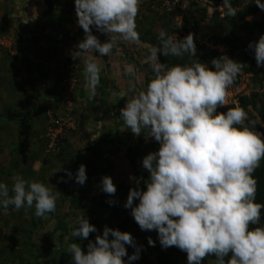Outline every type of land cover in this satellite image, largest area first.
<instances>
[{
    "label": "clouds",
    "instance_id": "9594fccd",
    "mask_svg": "<svg viewBox=\"0 0 264 264\" xmlns=\"http://www.w3.org/2000/svg\"><path fill=\"white\" fill-rule=\"evenodd\" d=\"M254 3L264 10L261 0ZM139 5L140 0H74L84 38L70 54L73 60L83 61L90 98L100 83L97 58L111 54L119 42L139 41ZM215 10L221 16L237 14L231 0L219 2ZM93 27L107 35L105 42L92 33ZM158 41L159 47L153 46L154 76L147 87L140 90L133 84L120 93L121 98L133 93L119 110L125 126L135 136L148 129L159 144L142 159L149 173L145 189L130 188L124 207L131 209L142 231L157 232L162 248L175 246L185 252L187 264H202L209 256L215 257L213 264H264V226H255L260 225L264 203L256 202L258 182L253 175L264 160V133L256 130L240 106L218 111L244 64L221 55L211 61L212 68L196 59L167 66L158 62L157 52L195 57L194 34L179 39L161 29ZM248 47L254 51L256 66L264 68V34ZM125 71L135 76L133 65ZM65 172L73 179L70 171ZM74 180L80 185L86 182L85 165L78 167ZM101 186L106 194L116 192L110 176L102 177ZM9 191L8 184L0 182V208L5 213L9 206L17 211L34 206L37 217L55 212L61 194L19 174L13 175L11 195ZM134 200L138 204L133 205ZM70 228L71 236L80 240L97 232L85 214L77 216ZM148 244L155 245L151 237ZM125 245L136 251L128 255ZM86 248L83 251L79 243L67 246L72 264H125V256L129 262L139 259L132 235L108 226L94 242L88 240Z\"/></svg>",
    "mask_w": 264,
    "mask_h": 264
},
{
    "label": "rangeland",
    "instance_id": "374dc122",
    "mask_svg": "<svg viewBox=\"0 0 264 264\" xmlns=\"http://www.w3.org/2000/svg\"><path fill=\"white\" fill-rule=\"evenodd\" d=\"M11 1L12 3L14 2V0ZM11 1L0 0V113L9 111L5 115L6 120L0 117V121H7L9 125L6 124L9 128L5 127L3 134L2 131L0 132V182L8 184L9 194L11 195L12 177L15 174H19L27 181L36 180L43 182L52 189L53 193L58 191L61 194L56 201L55 212L48 213L45 217H37L34 206L32 208L24 207L18 211L13 206H9L6 213L0 208V252L2 250L0 264H22L23 262L21 263V261H24V264H52V261L48 258L62 261L64 264H72L67 246L70 243H79L82 250L86 252L88 240L94 242L95 236L102 234L104 226L132 234H139V232L152 233L151 231H142L140 229L131 215V209L128 208L125 215L118 214L117 220H110L111 218L108 216V220L105 222L106 225L104 223L100 225L98 221L94 220V217L85 216L89 223L96 227L97 232L90 233L86 240L73 238L70 234V225L74 224V216L69 212V209L81 214L88 207L92 209L97 207L98 204L106 203L110 207L111 205H116L118 201L117 194L109 195L102 191L101 179L104 176H110L114 185H124L128 190L130 188H139L138 181L140 177L135 176L134 165L128 163L125 157L123 159L124 162L121 160L115 166V169L113 167L116 163V157H123L124 154L119 153L117 148L116 154H111L112 151L111 153L109 151L110 154L107 156L108 151L106 149L108 147L103 149L104 145H98V141L94 140L99 132L105 133L101 134L100 141L104 142V139H107L110 145H114L116 132H113V127L111 129L112 132L107 133L102 132V129L96 128V125H92V127H95L91 130V133L89 132L91 135L88 136L86 133L85 139L81 140L80 132L76 129L78 128L80 131L79 125L81 124L78 109H80L83 101H86L89 102V105L93 104L92 106L96 108L104 109V107L109 106L110 111L119 112L115 95L120 90L126 92L130 87L119 74L121 73L120 64H123L122 61H124L126 66L133 65L135 67L136 73L135 76H131V80L137 89H145L147 86L143 84L145 83L143 82L144 78L148 74L151 76L153 72V64L151 65L153 46L149 41L152 38L158 39L161 29H164L168 35L174 38L177 36L179 39H183L189 32L193 33L195 45L199 47L195 55L197 57H201L203 54L210 55L211 58L208 60L199 61L207 64L209 68H212L211 61L221 55H227L229 58L244 64L242 72L228 89L225 106L218 109V111H227L229 108L240 106L248 114V119L255 121L256 130L264 133V118L261 116V114H264V68H258L255 58H250L249 56L248 58L246 55L249 53L254 56L253 49L249 48L248 45L250 42L258 40L260 36L253 37L246 31L236 28L230 35L235 45L234 48L232 43H226L225 40H221L222 33L230 29V24L222 22L225 13H222V16L219 14V18L213 17L212 10L214 9L213 11L217 12L215 7L221 2L220 0H174L173 3L159 0L161 5L155 3V0H140L142 7L139 5V13L136 17V31L141 36L148 35L149 38L146 37L143 41L139 39L138 42H119L118 49L113 48L111 52V54L115 55V63L110 62L112 65L106 64L111 54L97 58L101 66L100 83L96 88L95 95L91 98L88 92L84 90L86 81L83 61L71 58L70 53L75 46V36L70 35L73 40L71 41L70 39L64 43V41L62 42V40L58 39L61 34H41L45 38V44L57 43L54 44L56 49L50 50L49 46L51 45L45 46L44 49H39L36 52L34 49L26 48L25 46L29 42H33L31 38L38 33V29H34L36 26H29L31 24H22L20 22L22 18L20 13L10 16L13 9ZM250 2L251 0H242L241 6L245 7ZM261 2L264 3V0H261ZM13 4L15 6V2ZM262 15H264V10L260 9L255 16L249 15L244 20L259 19ZM220 21L221 27H219ZM171 29L176 31H171ZM218 30H221V32L218 33ZM92 33L101 42H105L108 38L106 34L99 31L96 32V29ZM50 37L54 38L51 40ZM64 44L67 46H64ZM61 46H63V49L59 50L58 47ZM41 53H50L47 54L49 57L45 61L47 64L51 63V65H48L51 71H49L50 80L47 81L49 87L44 83V88L41 79L33 76L32 70L36 64L35 56L38 55L37 59L40 61ZM93 54L99 56L98 52ZM169 60L171 61L170 58L167 59L168 62H170ZM142 72H145V74H142ZM107 89H109L108 92H105ZM37 90L39 93L41 90L42 93H45L44 90L49 92L48 98L44 102L45 106L42 103L41 109L43 106L44 108L35 114V116L37 115L36 117L29 119V122L27 121L22 126L23 115L28 118L26 113H28L30 105L27 101L31 100H27L24 97L29 96V94L34 95L33 91ZM83 93L87 95L86 98ZM129 95L128 93V96L121 98L123 103L126 102ZM31 97L33 99L38 98L37 96ZM242 97H247L249 100L254 101L255 105L248 103L244 108L240 103ZM12 105H16L19 108L22 106V110H19L22 114L15 112L19 109L18 107L14 108L15 110H10L9 108H12ZM108 120L111 123L116 121L111 118ZM31 125L37 128L40 136L35 132L32 136L29 134L30 137L27 140L25 136L29 132L26 128ZM114 125L117 131L116 124ZM89 146L93 148L91 150L92 154H94V151H98L97 158L102 156L105 159V167L98 161L93 163V161L85 159V155L91 153L87 150ZM19 152H21V156L18 154ZM14 153L18 155L15 156L16 154ZM32 156L42 157V163L40 161L36 163L32 159L29 161ZM25 159L27 163L24 164ZM81 164L85 165L87 175V180L83 185L77 184L74 180L76 171ZM137 164L141 165L144 174H149L143 168L142 160L139 161L137 159L135 165ZM263 169L264 160L257 170ZM65 170L72 173L73 179L67 177ZM73 197L75 199L79 198V204L72 203L74 201L72 200ZM109 201L112 203L110 204ZM124 204L125 202L119 207H124ZM135 204H138L137 200L133 201V205ZM66 212H69L70 215L64 221L67 222L66 224L70 231L68 233L58 231V233L53 235V243L48 245V231L53 228L60 215ZM110 212L111 210L107 208V213L109 214ZM121 219L128 223L125 229L119 226L118 222ZM132 222L136 223V227H133ZM109 239H111V236H109ZM134 239L135 244L139 247V259L129 262L128 257L125 256L123 258L125 264H143L141 257L143 255L142 250L145 248V243L143 244L144 238L136 236ZM146 246L144 251L151 264H157L156 259L161 253L166 257L172 255L170 256L171 259L179 264H187L186 253L181 250L173 251L175 246L165 249L161 247L159 242H155L154 246L149 244ZM44 254H46V258ZM63 258L65 260H62ZM214 260L213 256H209L202 261V264H213Z\"/></svg>",
    "mask_w": 264,
    "mask_h": 264
},
{
    "label": "crops",
    "instance_id": "0c3cea01",
    "mask_svg": "<svg viewBox=\"0 0 264 264\" xmlns=\"http://www.w3.org/2000/svg\"><path fill=\"white\" fill-rule=\"evenodd\" d=\"M14 2H15V6L13 4ZM14 2L12 3V1H11L13 9H12V13H10V16H15V15L20 13L21 14L20 16L22 17L20 22H22V24H31L29 26H32V27L36 26L37 28L34 27V29H38V33L35 32L36 37L34 36L31 38V40H33V42H29L28 45L25 46L26 48L34 49V51L36 52L39 49H44L45 46L51 45V46H49L50 50L56 49V48H54L56 46L54 44H57V43L45 44L44 43L45 38H44V36H41V34H45V35H50V34L60 35L61 34L58 39L60 41L62 40V42L64 41V43L69 41L70 39L72 41L73 39L70 37V35H73V36H75V39H74L75 45L84 38L83 29L81 27H79L78 23H77V17H76L75 8H74V0H14ZM140 7H142V5H140ZM68 12H71V13H68ZM24 27L27 28L26 26H24ZM94 29H95V27L92 28L93 32H94ZM96 32H97V30H96ZM39 37H42V38H39ZM50 38L52 40L54 37L53 38L50 37ZM120 44H122V43H120ZM60 45H62V44H60ZM64 46H67V45L64 44ZM58 49L59 50L63 49V46L58 47ZM47 54H50V53H46V54L41 53V56H40L41 58L39 57L40 61H38L39 60V59H37L38 55H36L34 58L36 60V64L32 68L33 76H35L38 79H41V81H42L41 83L43 85V88H44V83L49 87V85L47 84V81L50 80L49 78L51 76L50 75L51 71L49 68L50 66H48V65H51V63L47 64L45 61V59L47 57H49ZM114 57H115V55L111 54V57L109 56L108 63H106V64L112 65V63H115ZM51 58H52V56H51ZM110 62H112V63H110ZM116 63H118V62H116ZM122 63L123 64H120L121 67L117 66V67H120L121 73H119V74H120V76L123 77V81L124 82L126 81L127 84H129V86H130V84L133 85L134 83L131 80V76L126 74V71H125L127 66H126V64H124V61H122ZM152 64H153V60L151 62V65ZM38 73H39V75H38ZM142 74H145V72H142ZM153 76H154V74L153 75L151 74V76H150V74L146 75L144 78V81H143L145 83H143V84H145V86H146V83L149 82L151 80V78H153ZM148 77H149V79H148ZM84 90H85V87H84ZM108 90L109 89H107L106 91L108 92ZM44 91H45V93L44 92L42 93V90L40 93L38 92V90L33 91L34 95L29 94V96L24 97L27 100L28 99H31V100L27 101L28 104L30 105L29 106L30 111L28 110V113H26L28 118L23 115V117H22L23 121H21L22 126L25 125L24 123H27V121L29 119H32L35 116V114L38 113L39 110L41 111L44 108V106H45L44 102L47 100V98H48L47 95L49 93L47 90H44ZM121 92H124V91L120 90V92L117 94V98H115V99H117V104H118L117 110H120V108H122L123 105L125 104L121 100V97H120ZM129 94L133 95V93H131V92H129ZM31 96H33V97L37 96L38 98L33 99ZM83 96L85 98L87 97V95H85L84 93H83ZM42 103L44 106L41 109ZM21 104H22V102H21ZM92 105L93 104L89 105V102L83 101L82 105L80 106V109H78V111H79L78 113H79V117H80V123H81L79 125L80 131L78 128H76V129L78 132H80L81 140L85 139L86 133L88 136L91 135V134H89V132L91 133V130H93V128L95 127V126L92 127V125H96V128H99L100 130L102 129V132H107V133L110 132L111 133L112 130H113V132L114 131L116 132L115 134H116L117 138L116 137L115 138L117 139L118 145H119L118 152L121 154H124V155H123V157H116L117 158L115 161L116 163L114 162L115 164L113 166L114 169H115V166H117L119 164V161H121V160L123 161L127 152L129 154L136 155L135 149L137 146H139V147L144 146L145 147L143 154H141L142 156H139V159H138L139 161L142 160L143 157L145 155H147L148 153L155 152V150H153V151L151 150L152 147L150 145L154 144L153 143L154 139L149 136V130L148 129H142L141 135L135 136L125 126L122 118L117 117L119 112L116 113L113 110L110 111L109 106H106V107H104V109H102V108H96L95 106H92ZM11 107L12 108H9L10 110H12V109L15 110L14 108H16L18 106L12 105ZM7 109H8V107H7ZM19 110H22V106L17 111H15V112H17V114H22ZM8 112L9 111H6V113H8ZM6 113H2V114L0 113V117L2 119L4 118V120H6L5 119ZM119 116H120V114H119ZM109 118H111L112 120L115 119L116 121H113L111 123L108 120ZM4 120L0 121V132L2 131V134L4 133L3 130L5 129V127L9 126L7 121H4ZM6 124L8 126H6ZM109 124H111V125H109ZM114 124H116L117 131L114 128V126H115ZM102 125H104V127H102ZM112 127H113V129H112ZM13 129H15V128H13ZM108 129H110V130H108ZM26 130L29 132V133H27V136H25V139H27V140H28V137H30V135L32 136V134H34L35 132L38 133L37 128L33 127V125H31L30 127H27ZM74 133H77V132H74ZM38 134L40 136V133H38ZM101 134L103 135L105 133L99 132L97 137H95L94 140L98 141L97 142L98 145L99 144L104 145L103 149L108 147L106 149V151H108L107 156L111 153V151H112L111 154H116V148L113 147V145H110L109 141L107 139H104V142L102 140L100 141L99 138L102 136ZM118 134H119V136H118ZM39 136H36V137H39ZM110 136H112V135H110ZM73 141H75V140H73ZM118 145H117V147H118ZM111 146H112V148H110ZM92 149L93 148L91 146H89L87 150H89L91 152ZM109 151H110V153H109ZM86 152H85V154H86ZM97 152L98 151H94L93 152L94 154H92V152L89 154L87 153L85 155V159L89 160V161H93V163L98 161V162H100L101 165H103L105 167V163H106L105 159H103L102 156L100 158H97ZM14 154H16L15 156H17L18 154L21 156V152H19L18 154L17 153H14ZM24 157H26V156H24ZM31 159L36 163L37 162L39 163V161H40V163H42L41 162L42 157L37 158V157L32 156L29 161H31ZM25 163H27L26 159L24 160V164Z\"/></svg>",
    "mask_w": 264,
    "mask_h": 264
},
{
    "label": "trees",
    "instance_id": "16d2710c",
    "mask_svg": "<svg viewBox=\"0 0 264 264\" xmlns=\"http://www.w3.org/2000/svg\"><path fill=\"white\" fill-rule=\"evenodd\" d=\"M162 1H164V0H162ZM168 1H170L171 3L174 2V0H168ZM220 1L223 2V0H220ZM241 1L242 0H231L232 7L235 9V11L237 13L235 17L224 15L223 20L221 19L222 22H226V23L230 24V26H229L230 29L229 30L227 29L226 32L222 33L221 40H225L226 43H232L233 48H234L235 45H234L230 35L232 34V31L234 29H236V28H238L239 30L246 31L250 36H253V37H259L261 34H264V15H262L259 19H250V21L244 20L245 17H247L249 15L255 16L258 13V10H260V8L256 6V4L254 3L253 0H251V2L248 3L245 7H242L241 6ZM155 3L161 5V2H159V0H155ZM212 14H213L214 18H219V13L218 12L213 11ZM219 27H221V21L219 22ZM171 31H176V30L175 29L174 30L171 29ZM220 32H221V30L220 31L218 30V33H220ZM153 35H155V34H153ZM146 37L149 38L148 35L141 36L139 34V39L142 40V41ZM149 43L152 44V46L159 47L158 39H153L152 38L149 41ZM198 49H199V47L196 46V51ZM244 51H246V50H244ZM246 55H247V57L249 56L250 58L254 57L253 55H250L249 53H247ZM157 57H158V61L160 63L166 64L167 66H170L172 64L173 65H175V64L185 65V64L191 63L194 59L200 61V60H208L209 58H211L210 55H204V54L201 57H197L196 55H195V57H192L191 54H188V53H185L183 57H173V56L166 57V56L162 55L159 52H157ZM169 58L171 59V61L169 60L171 63L167 61V59H169ZM197 58H200V59H197ZM153 74H154V72H152V75ZM138 89L141 90V88H138ZM105 92H107V91H105ZM130 96L131 95H129V97ZM115 98H117V95H115ZM240 103L242 104V106L244 108L248 105V103H251L253 106L255 105V102L252 101V100H249V98H247V97H242L240 99ZM259 110H260V108H259ZM260 111H262V110H260ZM261 116H262V118H264V114H261ZM117 117H120L119 113H118ZM249 121H253L255 123L254 120H249ZM118 136H119V134H118ZM116 138L114 140L115 144L113 145V147H115L117 149V148H119V145H118V141H117ZM153 143L154 144L150 145L152 147L151 150L152 151L153 150L156 151L159 148V144L156 141H154ZM116 144L118 145V147H117ZM144 148H145L144 146H140V147L137 146L136 149H135L136 155L129 154L128 152L125 155V159L128 161V163H130L131 165H134L135 176H139L140 177V179L138 181L140 190H144L145 189L144 181L148 179L149 174H147V173L144 174L142 169H141V165L140 164L135 165V161L137 159H139V156H142L141 154H143ZM262 161H261V163H262ZM253 175H254L255 179L257 180V182H258L257 193H256V202L264 203V169L263 170H257L256 169V171L254 172ZM115 187H116V192L115 193L117 194V197H118V201H117L116 205H111V207H110L106 203L105 204H98L97 207L92 208V209H91V207H88L81 214L76 213L77 211H75V210L71 211L69 209V212L71 214H73V216H74V222H75L77 216L85 214V216L94 217V220L98 221L100 225L103 224V223H104V225H106L105 222L108 220V216L111 218L110 220H112V219H116L117 220L118 214L125 215L126 214L125 212L128 211V208L119 207V205H121L122 203H124L126 201L127 194L129 192V190L124 185H115ZM72 200H74L72 203L79 204V198L75 199L73 197ZM107 208L109 210H111V212L109 214L107 213ZM69 212L61 214L60 217L57 219V221H56L55 225L53 226V228L50 231H48V234H47L48 245H51L53 243V235L55 233H58V231H61V232H64V233H68L70 231L69 227L66 224L67 222L64 221L65 218L68 215H70ZM118 223H119V226L123 227L124 229L127 226L126 224H128L124 219H121L120 222H118ZM135 224H136L135 222H132L133 227H136ZM255 226H264V209L261 210V222H260V225H255ZM255 226H253V227H255ZM151 232L152 233H150V234L149 233L148 234L141 233V232H139V234H135V233L134 234L130 233V234L133 236V238H135L136 236L143 237L144 238L143 239V244L145 243L144 247L146 248L147 247L146 245L148 244V238L149 237H151V239L154 242H156V243L159 242L158 236H157V232L154 231V230L151 231ZM146 235H147V238H146ZM125 247L127 249V253L128 254H132L134 252V250H135V248L130 246V245H125ZM144 249L142 250L143 251V255L141 257V261H142L143 264H151L149 262V260L147 259V257H146V253H145ZM174 250L179 251V249L177 247H175L173 249V251ZM0 254H2V250H1ZM170 256H172V255H169L168 257H166V256L162 255V253H161V255L156 259V263L157 264H179L176 261H173ZM44 257L46 258V254H44ZM48 259L50 261H52V264H64L62 261L60 262L59 260H56V259H53V258H48ZM225 259H227V257ZM62 260H65V258H63ZM21 263L24 264V261H21ZM1 264H3V263H1Z\"/></svg>",
    "mask_w": 264,
    "mask_h": 264
},
{
    "label": "built area",
    "instance_id": "2783aa9c",
    "mask_svg": "<svg viewBox=\"0 0 264 264\" xmlns=\"http://www.w3.org/2000/svg\"><path fill=\"white\" fill-rule=\"evenodd\" d=\"M163 2H166V3H168V1L167 0H164ZM54 139V138H53Z\"/></svg>",
    "mask_w": 264,
    "mask_h": 264
}]
</instances>
